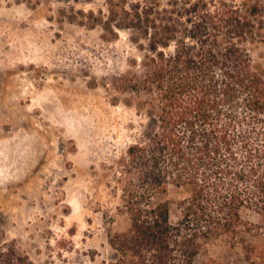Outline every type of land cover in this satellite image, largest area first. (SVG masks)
<instances>
[{
	"label": "rangeland",
	"instance_id": "obj_1",
	"mask_svg": "<svg viewBox=\"0 0 264 264\" xmlns=\"http://www.w3.org/2000/svg\"><path fill=\"white\" fill-rule=\"evenodd\" d=\"M163 8L170 0H150ZM205 2L212 0H203ZM238 4L242 0H226ZM109 0H0V250L26 264H109L108 239L127 223V146L154 129L144 95L130 85L149 63L130 29L106 30ZM102 10V13L99 12ZM262 29L243 42L264 77ZM184 187L156 192L180 217ZM242 233L264 259V221ZM239 239L207 244L211 264H247Z\"/></svg>",
	"mask_w": 264,
	"mask_h": 264
},
{
	"label": "trees",
	"instance_id": "obj_2",
	"mask_svg": "<svg viewBox=\"0 0 264 264\" xmlns=\"http://www.w3.org/2000/svg\"><path fill=\"white\" fill-rule=\"evenodd\" d=\"M166 4L109 0L107 21L88 12L106 30H132L149 63L130 88L144 95L154 129L125 150L135 180L122 189L128 223L108 239L109 264H211L207 244L223 235L241 241L247 264H264L242 236L254 228L243 209L264 221V77L243 46L262 29L254 18L264 0ZM171 185L188 190L176 223L169 201L152 205ZM0 264L26 263L7 249Z\"/></svg>",
	"mask_w": 264,
	"mask_h": 264
}]
</instances>
